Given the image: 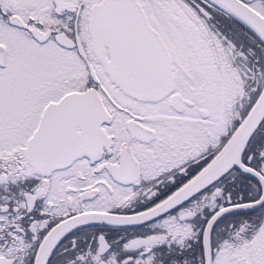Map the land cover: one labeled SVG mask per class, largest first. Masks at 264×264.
Returning <instances> with one entry per match:
<instances>
[{
	"label": "snow or ice",
	"instance_id": "obj_1",
	"mask_svg": "<svg viewBox=\"0 0 264 264\" xmlns=\"http://www.w3.org/2000/svg\"><path fill=\"white\" fill-rule=\"evenodd\" d=\"M0 264H264V0H0Z\"/></svg>",
	"mask_w": 264,
	"mask_h": 264
}]
</instances>
